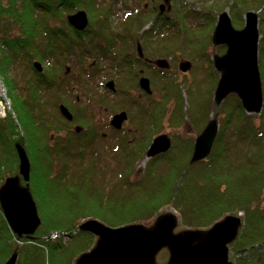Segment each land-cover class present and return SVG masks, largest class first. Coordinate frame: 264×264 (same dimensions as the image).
Listing matches in <instances>:
<instances>
[{"label":"trees","instance_id":"trees-1","mask_svg":"<svg viewBox=\"0 0 264 264\" xmlns=\"http://www.w3.org/2000/svg\"><path fill=\"white\" fill-rule=\"evenodd\" d=\"M110 1L0 0V83L11 102L0 118V185L6 177L18 174L15 145L20 144L30 163L28 188L40 218L32 236L19 237L0 208V264L14 249L18 252L16 264H74L96 240L92 233L78 230L81 220L95 218L111 227L149 224L168 208L177 214L178 227L191 229L208 228L227 214L241 212L240 229L228 244L229 260L231 264H264V0H213L200 12H183L177 2L171 12L166 11L169 14L160 11L158 0H151L152 8L140 7L143 0L130 7L125 0ZM116 2H121L122 12L114 23ZM225 6L236 28L248 10L254 9L259 16L263 105L258 114L246 113L233 93L217 107L212 101L218 72L208 48L217 13ZM81 9L89 20L79 31L68 23L67 15ZM149 18L152 23L137 33ZM131 24L134 31H128ZM91 42L98 48L100 60L117 70L116 89L129 98L134 116L126 110L128 127L118 130L116 144H97L102 138L96 140L88 127L72 132L70 125L81 117L61 98L62 92H56L60 97H48L50 103L40 99V90L53 89L59 77H65L61 70L69 63L77 61L83 73L89 66L97 68L94 74L102 68L88 59L92 57ZM137 42L144 58L181 52L193 60L191 81L177 80L170 71L173 67L154 71L135 51ZM35 61L43 65L41 71L35 69ZM17 62H26L27 70L34 71L25 89H32L29 96H23V85L17 94L12 92L15 78L21 80L31 73L18 74L14 68L15 76H11ZM110 72L101 75L108 77ZM146 73L158 95L144 96L147 99L130 95L122 78L132 81ZM74 79L85 89L90 82L81 73ZM64 83L70 90V80ZM181 89L187 92L191 112L183 108ZM57 98L70 109L72 121L58 113ZM74 101L80 105L83 95ZM120 110L123 107H115V112ZM211 116L219 117L211 151L205 159L190 164L194 135L186 134L184 127L199 133ZM128 128L132 130L124 132ZM165 129L170 148L135 169L151 138ZM88 130L90 136L81 146L70 140L72 135L88 137ZM70 132L68 139L62 138ZM52 232L59 235L50 238ZM167 253L163 248L156 264L163 263Z\"/></svg>","mask_w":264,"mask_h":264},{"label":"water","instance_id":"water-1","mask_svg":"<svg viewBox=\"0 0 264 264\" xmlns=\"http://www.w3.org/2000/svg\"><path fill=\"white\" fill-rule=\"evenodd\" d=\"M170 10L169 0H164L160 11ZM68 23L76 30H83L88 24L86 11L77 10L67 15ZM258 18L253 10L244 14L242 28H234L228 11L223 10L217 16L211 33L213 45L225 46L221 54H213L212 62L218 72L213 91V103L217 107L230 93L235 94L244 111L248 114L260 113L263 105V91L258 67ZM137 52L142 56L140 45ZM148 62L152 60H147ZM159 67L168 68L165 58L152 61ZM35 69L42 70L41 64L33 63ZM191 67V61L182 59L178 63L180 71ZM139 87L147 94L151 93L149 80L139 77ZM115 91L114 81L105 83ZM59 113L68 121L73 116L63 103L58 105ZM127 113L121 110L112 115L110 124L120 129ZM219 123L216 116L208 119L202 130L195 136L189 163L205 159L211 151L218 133ZM76 131L80 129L76 128ZM171 146L167 133L155 135L148 145L145 158L166 152ZM18 157V174L8 176L0 186V208L3 216L17 236H32L40 224V218L32 194L28 188L30 163L20 144L15 145ZM24 182L20 184V177ZM241 217L227 214L207 229H183L175 231L178 224L177 214L168 208L146 226L143 223H130L111 227L95 218L80 222L78 230L92 233L96 240L86 252L81 253L74 264H156V255L166 248L168 258L161 264H231L228 257V244L232 242L240 229ZM17 249L7 257L3 264H16Z\"/></svg>","mask_w":264,"mask_h":264},{"label":"rangeland","instance_id":"rangeland-1","mask_svg":"<svg viewBox=\"0 0 264 264\" xmlns=\"http://www.w3.org/2000/svg\"><path fill=\"white\" fill-rule=\"evenodd\" d=\"M127 1L128 2H126V0H125V3L128 4L130 7V6H133L137 0H127ZM212 1L213 0H169V6L171 9L170 12L172 11V8L174 7L175 3H177V2L181 3V5L183 7V12L188 11V9L196 10L197 12H200L206 4H209ZM110 2L112 3L113 0H111ZM150 2H151V0H143L139 5H140V7H144V8H148V7L152 8V3H150ZM161 4H164V0H158L159 8H160ZM123 7L125 8L124 5H123ZM159 8H158V10H159ZM223 10L228 11V6L223 7V9H221L217 13V16ZM250 10H253L257 14V18H259L258 13L254 9H250ZM166 11H168L167 6L164 7V12H166ZM113 12H114V14H113L112 22L116 23V19L119 18V16H121V12H122L121 2L114 3ZM170 12H166V14H169ZM228 13H229V11H228ZM217 16H216V19H217ZM229 16H230V14H229ZM242 17H243L242 24L239 27H237V29L242 28L244 25V15ZM124 19L125 18H122L120 20V24L123 22ZM230 19H231V17H230ZM184 21L187 23L186 18H184ZM215 22H216V20H215ZM150 23H152V22L149 18L144 23V25H142L139 29H137L138 30L137 33H141ZM113 26H114V29H117V28L121 29L122 28V27H119V25H117V26L113 25ZM233 27L236 28L234 25H233ZM128 31H134L133 24H131L129 26ZM258 32H259V39H260L261 33L259 31V26H258ZM259 39H258V43H259ZM101 42L104 43L102 40H101ZM210 42H211V36H210ZM138 44L139 43L137 42L135 51H137V45ZM88 46H89V49L92 50V57H93V58L88 57V59L91 61V63L94 61V63L96 62V64H98L99 66L102 67L101 69L98 68V70L100 72L98 71L94 74V72L96 71L97 68L93 64H92L93 67L89 66L88 70L84 71V73H83V69H81V67L79 66V63L77 61L74 62L73 65L69 63V66H67V68H63L61 70V73L64 74L65 77L60 79V77H59L60 73H59L58 74L59 80L56 82L53 89L42 87L45 91L40 90V99L44 103H50L49 100L47 99L48 97L50 98V96H54V95L60 97L56 92L57 91L62 92L61 98L63 100H65L66 102L70 103L71 106L74 107L75 112L78 113L77 115L79 117H81V120H80L81 123L79 121H74L73 124L70 125L72 132L80 133V131L79 132L76 131V128L82 130V129H85L86 127H88V128H90V130L94 131V133H95L94 138H96V140H98L99 138H102V133L106 134L104 138L99 139L96 142L97 144H103V145L116 144L117 142H119V136H118L119 131H118V129H114L110 124H108V121L110 120V118L112 117L113 114L119 112V111L115 112L116 106H121V107H123L124 110L128 109L127 111L131 115L132 110H131V107L129 105L130 101H129L128 97H123V95H121L118 92V89H116V80L118 81V78H115V75L117 74V70L114 68L109 69L107 63L105 61L100 60L103 58L100 57V54L98 52V48H96L95 43H93V42L88 43ZM225 48L226 47L222 46V45H220V46L219 45H213L211 42V44L208 48V51L211 55H213L215 53L221 54L225 51ZM219 49H221V50H219ZM146 58H148L152 61H154L157 58H165L169 64V67L165 68V69L170 70V68L173 67V70H170V71L176 76L177 80L183 79V80L191 81V79H192V76H193L192 68H193L194 61L191 60L190 58H187L186 56H184L183 53H181V52L179 54L178 53H176V54L170 53L169 55H165V56L146 57ZM182 59H187V60L191 61V67L185 72L180 71L178 68V63ZM53 60L54 59L51 57L50 63H52ZM37 62H39V61H37ZM24 63L26 64V62H23L21 64L19 62H17L16 64H14L11 68V76H13V77L15 76L14 68L18 74H21L24 71L31 72V73H28L27 75H23V78L21 80H17V78H15V80H14L15 87H14V89H12V92L17 94V92L19 91L18 87L23 85V96L25 97V96L30 95L29 92H32V89H30V88L27 91H25V89L27 88V85L29 83L28 79L32 78V74L34 71L27 70ZM212 64H213V62H212ZM86 65L87 66L90 65V63L88 62V64H86ZM41 67L43 68L42 64H41ZM263 68H264V65H263ZM107 70H108V72L111 71L108 74V77L101 75V74H104V71H107ZM78 73H81L82 78L84 80H86L87 82L90 79L89 80L90 82L88 83V86L86 89L80 83L76 82V80L74 79L75 77H77ZM86 74H89V75H86ZM140 76L148 77L147 73L145 75H139L138 78H136V80L134 79L132 81L128 80L127 78L125 79V77H124V78H122V85H124L126 87V89L129 90L130 95H133V96L137 95L141 99H147L146 97L149 98L150 96L156 97L158 94L156 93V91L152 87L150 79H148L149 80V86L151 88L150 94H147L145 91H143L138 86V80H139ZM111 79L114 81V86L116 89L114 92L105 86V83ZM65 80H70V83H72L69 87L70 90L68 89V84L64 83ZM261 82H262V79H261ZM200 87H201V90H203L205 88V81L204 82L202 81V85ZM182 89H183V87H182ZM1 90H2V92H1ZM70 91L72 92L73 96L75 95V98H77L78 95H83L84 101L79 105L76 101H74L75 98L72 96V94H70L71 93ZM182 95L184 98L183 108L184 109L186 108L187 110H189L191 112L192 110H190L189 105H188V101L186 100V95H187L186 90H182ZM144 96H146V97H144ZM57 100H58V98H57ZM212 101H213V99H212ZM57 102H58L57 109H58V105L60 103L65 104L64 102H59V100ZM10 103L11 102H10V98L8 96V90L2 85V83H0V118L4 117L6 111L9 110ZM170 106H171V103H170ZM58 113H59V110H58ZM252 114H254V113H252ZM131 117L134 118V116H132V115H131ZM217 120L219 121V117H217ZM78 123H80V124H78ZM125 127H128V125ZM66 129H69V127H67ZM127 130H132V129L131 128L125 129L124 132H126ZM184 130H185L186 134H189V135L192 134V135H194V137L198 134L197 132H193V130L189 126H185ZM163 132L168 133L167 129L163 130ZM71 134L72 133L70 132L68 135L62 136V138L68 139ZM89 136H90V132L88 130V137H86L85 135H72L71 136L72 139H70V140L72 142H74V145L81 146L84 143V141L89 138ZM128 136L130 137L131 135H128ZM75 149H76V147H75ZM84 153H86V152L84 151ZM143 160L140 161L139 163H137L135 169L138 168L140 170L145 165V163L148 159L144 160L145 163H143ZM83 220H81V221H83ZM151 223L145 224V225L149 226ZM183 229H187V228L177 226L175 228V231L177 232V231H181ZM205 229H207V228H205ZM58 235L59 234L55 235L54 233H52V234H50V238H55ZM161 251H159V253L157 255V257L159 259H160L159 254ZM162 254L164 255L165 252H163ZM162 258H165L164 259V262H165L168 258V253Z\"/></svg>","mask_w":264,"mask_h":264},{"label":"flooded vegetation","instance_id":"flooded-vegetation-1","mask_svg":"<svg viewBox=\"0 0 264 264\" xmlns=\"http://www.w3.org/2000/svg\"><path fill=\"white\" fill-rule=\"evenodd\" d=\"M139 56V55H138ZM139 57H141V56H139ZM144 60L146 61V62H148L147 60L148 59H146V58H144ZM77 99V98H76ZM126 111V110H125ZM126 113H127V111H126ZM111 119V118H110ZM106 121V120H105ZM104 121V122H105ZM108 124H110V120L108 121ZM111 125V124H110ZM128 125V114H127V119L125 120V121H123V123H122V126H121V128L120 129H122L123 127H125V126H127ZM113 127V126H112ZM114 128V127H113ZM115 129V128H114ZM105 135L106 134H103L102 133V138H104L105 137ZM20 177V176H19ZM21 178V177H20ZM21 180V179H20Z\"/></svg>","mask_w":264,"mask_h":264},{"label":"bare ground","instance_id":"bare-ground-1","mask_svg":"<svg viewBox=\"0 0 264 264\" xmlns=\"http://www.w3.org/2000/svg\"><path fill=\"white\" fill-rule=\"evenodd\" d=\"M148 64L153 66V70H154V71H156L155 69H157V68H159V69H164V68H162V67L157 66V65L154 64L152 61H151V62L149 61ZM1 92H2V90H1Z\"/></svg>","mask_w":264,"mask_h":264}]
</instances>
